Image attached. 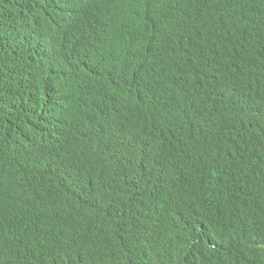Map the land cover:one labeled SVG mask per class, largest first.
<instances>
[{"label":"trees","instance_id":"trees-1","mask_svg":"<svg viewBox=\"0 0 264 264\" xmlns=\"http://www.w3.org/2000/svg\"><path fill=\"white\" fill-rule=\"evenodd\" d=\"M86 1L60 0L58 6L77 12L79 2ZM134 1H152L154 11L158 14H146L143 17L134 15L132 18L134 23L142 24L144 31L154 29L156 35H162L158 43L160 48L170 43L158 59H149L147 50L148 59L139 63L144 79L148 82L153 81L158 88L149 87L147 90L158 95L161 92L159 89L169 76L184 74L196 82L206 83L214 90L215 95L220 93L205 112V116L214 115L195 124L207 128V139L200 154L188 153L206 171L194 175V178L207 179L204 211L220 215L237 203L242 194L224 183L211 179H218L222 174L234 173L240 165L239 144L251 141L257 135L259 139L264 136V41L257 45V48L250 49L248 67L234 72L240 96L261 92L252 121L241 123L236 138L221 139L219 117L230 114L235 109L230 107L232 95L224 89L230 75L212 77L213 69L221 59H214L219 51L213 48L214 43L209 42L208 38L213 32L228 35L223 41L222 48L235 40L233 37H244L253 41L254 30L256 39H259L262 33L264 34V0ZM44 2L45 0H0V136L2 132L49 130L43 143L36 147V151L41 154L58 147L57 144L47 142L50 138L58 136L61 123L66 120L68 127L63 129L66 131L63 141L69 140L74 133L81 131L80 127L75 125L76 116L71 113H66L62 119H56L53 123L40 122L37 117L13 112L23 110L21 107L8 104L11 99L39 97L55 92L49 91L46 86V64L41 63L38 56L43 54L44 44L52 37L53 32L58 31L59 26L46 23L48 30L41 35L42 41L36 49L34 40L13 36L8 27L10 20L15 24L19 22V17L13 15L17 9L36 8ZM190 11L193 15L196 14L195 20L194 17L188 16ZM100 17L101 15L92 17V22L98 21ZM86 34L87 31H84L80 38ZM124 46L131 48L136 57L143 48L135 39L124 42ZM99 53L93 52L96 61L113 59L119 63L129 58V55L124 54L113 57L104 53L101 54L102 58H99ZM157 54L158 51H154L153 55ZM57 60L64 66V58L57 56ZM114 65L116 63L111 66ZM113 68L123 75L124 70L130 71L133 66L124 63ZM111 70L110 66H106L100 70L101 76H108ZM75 77L83 79L84 72L76 73ZM106 94L103 82L101 87H93L84 95L82 104L71 107L79 112L77 117L83 119L89 115L92 106L104 102ZM191 110L186 106L178 112L186 116ZM168 116L173 118L172 108ZM151 124L152 116L146 112L137 115L133 121L127 120L125 128L116 135L114 149H122L131 154L134 160L140 162L137 166L138 177L145 181H153L160 187L167 183V174L179 175L175 151L182 146V141H175L161 151L167 159L165 170L162 167V158L159 157L160 153L156 154L149 149ZM94 139L89 140L91 145ZM4 144L0 138V148ZM32 144L35 142L32 141ZM141 149L147 151L140 160L138 154ZM252 151L254 152V149ZM63 159L62 155L55 157L31 155L27 164L10 172L8 188L0 182V204L2 203L7 211V214L0 213V218L6 224L0 229V264H80L84 258L95 260V263L90 264H264V232L261 237L251 232L254 218L264 221L262 217L264 191L261 189L258 191L259 198L252 201V207L246 210L242 233L235 235L225 250L217 241L210 249L207 259L204 254L198 255L196 259H189L186 255L195 250L203 252V248L198 244L203 243L206 236L213 239L210 232L215 225L208 224L201 217L188 216L174 209L170 212L172 218L187 230L166 243V246L172 245L176 249L163 247L148 250L138 245L143 257L130 248L123 249L99 221L89 196L92 188L90 182L97 181V177L94 171L86 173L81 164V157L73 163L74 176L71 181L63 186L57 184L64 174ZM246 164L241 166L240 173L247 171ZM254 170L259 173V181L264 183V152L255 156ZM161 194L163 200H166L164 190ZM173 219L172 227L157 240L168 241L172 237ZM259 230L264 231L262 228ZM153 234L152 229H149L145 236ZM223 239L224 237L221 240ZM229 246L236 248L228 253Z\"/></svg>","mask_w":264,"mask_h":264},{"label":"clouds","instance_id":"clouds-1","mask_svg":"<svg viewBox=\"0 0 264 264\" xmlns=\"http://www.w3.org/2000/svg\"><path fill=\"white\" fill-rule=\"evenodd\" d=\"M59 2L60 0H45L36 8L17 9L13 15L19 17V22L15 24L10 20L8 24L13 36L34 40L35 49L42 41L41 35L48 30L46 23L59 26L58 31L53 32L52 37L44 44L43 54L38 56L40 62L46 64V86L49 91L55 92L39 97L11 99L8 104L23 110L13 112L37 117L40 122L53 123L56 119H62L66 113H71L76 116L75 125L79 126L81 131L63 141L66 136L63 129L68 127V120L61 123L58 136L50 138L47 142L57 144L58 147L45 154L37 152L36 147L43 143L49 130L2 132L0 138L5 144L0 148V182L8 188L10 172L27 164L31 155H62L64 174L57 184L63 186L73 178V163L81 157V164L86 173L94 171L97 177V181L90 182L92 188L89 192L96 216L111 238L114 237L123 249L130 248L141 256L143 254L138 250V245L148 250L163 247L176 249L172 245L166 246V243L187 231L172 218L170 212L176 209V212L182 211L188 216L201 217L208 224L215 225L210 232L213 239L206 236L204 242L198 244L203 248V252L195 250L186 255L189 259H196L200 254H204L207 259L210 249L217 241L225 250V247L230 245V240L242 233L246 210L252 207V201L259 198L258 191H264V183L259 181V173L254 170L255 156L264 152V136L259 139L257 135L251 141L239 144L240 165L234 173L222 174L218 179L210 178L240 192L242 198L220 215L205 212L207 179L194 178V175L206 171L188 153L200 154L207 139V128L195 124L214 115L205 116V112L220 93L215 95L214 90L206 83L196 82L184 74L169 76L159 89L161 92L158 95L147 90L149 87H157L153 81L144 79L139 63L148 59L147 50L149 59L156 60L170 44L160 48L158 43L162 35H156L154 29L144 31L142 24H135L132 19L134 15H158L154 11L152 1L87 0L79 2L77 12L60 8ZM99 15L101 17L93 23L92 17ZM188 16L194 17L193 20L196 18V14L193 15L191 11ZM84 31H87V34L80 38ZM227 36L221 32H213L208 38L209 42L214 43L213 48L219 51L214 59H221L214 67L212 77L230 75L224 89L232 95L230 107L235 109L234 112L219 117L221 139L236 138L241 123H251L261 96V92L240 96L234 72L248 67L249 51L264 41V34L256 39L254 30L253 41L244 37H233L235 40L222 48ZM132 39L143 47L137 57L131 48L124 46V42ZM154 51H158V54L153 55ZM93 52H100L99 58H102L103 53L113 57L124 54L129 55V58L119 63L113 59L96 61ZM57 56L65 59L64 66L59 64ZM114 63L116 65L111 66ZM124 63L131 64L133 69H123L125 73L121 75L120 71L113 67ZM106 66L111 67V73L102 77L100 70ZM78 72H84L83 79L75 77ZM103 82L107 92L104 102L92 106L89 115L79 119V112L73 110L71 105L82 104L84 95L93 87H101ZM177 104L179 106H176ZM186 106L192 110L183 116L178 111ZM171 108L173 118L168 116ZM7 109L10 110L9 107ZM142 112L152 116L149 149L156 154L160 153L159 157L162 158V167L165 170L167 159L161 151L175 141H182V146L175 151L179 175L167 174V183L160 187L153 181L138 177L137 166L140 162L134 160L131 154L122 149H114L116 135L125 128L127 120L133 121ZM93 138L95 139L91 145L89 140ZM32 141L35 144H32ZM146 151L147 149L139 151L140 160ZM244 163H247V171L242 174L240 169ZM162 190L165 191L166 200H163ZM0 213L7 214L2 203ZM172 219V237L168 241L157 240L172 227ZM5 226V222L0 218V229ZM259 228L264 230V221L254 218L251 232L261 237L264 231L261 232ZM149 229L154 232V237L145 236ZM235 248L236 246H229L228 253ZM82 263H95V260L84 258L80 264Z\"/></svg>","mask_w":264,"mask_h":264}]
</instances>
